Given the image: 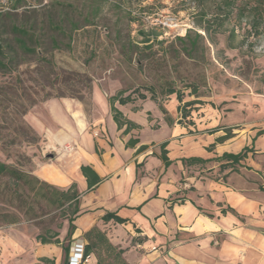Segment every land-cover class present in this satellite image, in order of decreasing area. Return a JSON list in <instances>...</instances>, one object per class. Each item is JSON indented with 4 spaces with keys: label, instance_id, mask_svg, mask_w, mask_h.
<instances>
[{
    "label": "crops",
    "instance_id": "0c3cea01",
    "mask_svg": "<svg viewBox=\"0 0 264 264\" xmlns=\"http://www.w3.org/2000/svg\"><path fill=\"white\" fill-rule=\"evenodd\" d=\"M108 96L94 87L90 114L80 100L62 97L36 105L25 117L43 138L42 152H49L48 160L33 158L35 175L60 189L76 183L80 192L83 213L75 220L74 237L100 227L125 249L127 264H264V133L258 134L264 106L254 120L234 115L237 110L202 107L187 123L175 94L163 104L168 121L155 101L136 111L116 103L139 126L124 134ZM229 128L232 136L217 142ZM165 142L169 166L161 158ZM142 145L147 148L139 150ZM246 147L243 160L224 168L227 160L181 162ZM83 165L100 177L91 188ZM108 211L129 221L105 222ZM89 262L97 264L96 257Z\"/></svg>",
    "mask_w": 264,
    "mask_h": 264
},
{
    "label": "rangeland",
    "instance_id": "374dc122",
    "mask_svg": "<svg viewBox=\"0 0 264 264\" xmlns=\"http://www.w3.org/2000/svg\"><path fill=\"white\" fill-rule=\"evenodd\" d=\"M196 9L191 0H0V35L7 36L13 24L35 25L41 36L38 51L54 63L51 67L38 55H21L17 68L0 71V160L35 174L33 158L41 154L42 160L49 159V152H42L40 134V140L26 142L19 129L48 93L51 98L63 92L67 98L81 93L84 101H80L90 114L94 87L108 95L126 89V94L145 92L150 97L147 89L153 85L164 104L169 97L161 89L173 83L184 92V101H201L187 108L190 115L182 116L187 123L202 107L237 110L236 116L256 119L264 106V27L242 49L230 48L225 32L218 36L217 45L199 47L191 59L175 37L185 36L178 33L186 26L194 28ZM238 33L235 45L245 33L244 23ZM145 37L151 41L144 42ZM244 60L252 61L250 73ZM75 74L85 81H78ZM191 84L198 87L196 94ZM126 107L129 111L135 106ZM44 192L47 196L34 203L39 216L32 217L25 214L24 197H17L21 190L7 179L0 181V264H43L42 257L64 264L62 247L74 248V235L67 238L73 208L57 206L51 201L55 194L50 189ZM15 214L17 220L11 222ZM41 236L50 241L59 238L60 243H43Z\"/></svg>",
    "mask_w": 264,
    "mask_h": 264
},
{
    "label": "trees",
    "instance_id": "16d2710c",
    "mask_svg": "<svg viewBox=\"0 0 264 264\" xmlns=\"http://www.w3.org/2000/svg\"><path fill=\"white\" fill-rule=\"evenodd\" d=\"M195 3L196 11L194 12L195 21L194 28L187 30L185 36H176L175 39L181 43V49L189 58H194L195 52L200 48H205L207 43L217 45L218 36L228 32V46L230 48H240L242 49L243 44H245L250 36L259 35L261 33V28L264 27V0H191ZM19 2V1H18ZM2 14H0V18ZM230 24L229 28H226V24ZM245 24V33L241 36V41L238 45H235V41L239 35V28L243 27ZM10 33L7 36L0 35V71L9 72L13 68H17L19 61L17 58L21 55H30L35 54L41 58V61L48 65L54 66V63L51 59L41 56L40 48L41 45V36L40 32H37L35 25H19L13 24L10 28ZM143 34H145L143 32ZM146 35V34H145ZM144 42L151 41L150 37H145ZM54 46L58 47V42L56 39H53ZM245 67L247 72L250 73L252 67V61L244 60ZM245 78H248L245 73H242ZM78 81H85L79 74H75ZM67 77H70L68 73ZM69 80V78H68ZM66 80V82L68 81ZM262 81L264 82V73L262 74ZM89 88L91 84L86 83ZM192 88V92L196 94L198 87L191 84L189 86ZM166 88V89H165ZM151 92V96L148 97L145 92L138 93L135 96L136 92L127 93L126 89H120L115 94L108 96V101L110 104L111 113L115 122L118 125L119 129H124V134H128L132 128H139V126L133 123L128 119L123 111H121L116 103L121 105L131 104L135 106L133 110H139L142 107V104L151 100L158 103L159 107L166 114L167 121L170 120V117L167 115V110L164 108V105L161 101L158 100V93L156 86L151 85L148 89ZM37 94V93H36ZM161 94L167 95L168 97L172 94L176 95L178 101V109L181 111L182 116L188 117L190 111H187V108H191L197 103H201L199 99H193L190 101H184V92L180 89H176L173 86V83H169L166 87L161 89ZM67 96L65 92L56 95L53 98H61ZM70 97H76L81 101H84V97L81 93L79 95L74 93L69 95ZM52 99L50 93L44 97L43 101ZM41 100V101H42ZM36 101L30 103V105L24 109L23 115H26ZM19 129L23 131V136H25L24 141L26 142H36L40 140V136L33 129V127L23 121ZM264 133V129L258 131V134ZM232 136V131L229 129L225 135L217 138V142H222L227 138ZM12 143L16 142V139H12ZM138 139L133 140V144L137 143ZM167 143L165 142L161 147V158L165 162L166 166H169L172 161L167 157L166 147ZM214 146V144L212 145ZM146 145H142L139 150L146 149ZM249 149L246 147L239 153H224L220 157L213 159H204L201 157H185L181 159V162L186 165L194 164H206L212 160L214 161H228L229 163H221V167L224 168L228 164L235 165L243 160L247 156ZM84 176L88 181L89 188L93 187L100 181V177L97 172L90 166L83 165L81 167ZM7 179L9 183H12L16 186L17 190H21V194L18 195V198L23 199V208L25 209V214L28 216L36 217L39 214L35 210L36 202H39L41 197L47 196L44 192V189H50L55 196L51 199L53 203L57 206L68 205L73 208V215L69 218V227L67 231V238L71 239L76 230L75 220L76 218L83 213V210L80 208V192L77 190L76 183H73L67 189H60L44 180H41L33 172L27 171L0 160V181ZM19 194V193H18ZM15 218L11 222L17 220L18 215H14ZM103 221L108 222L114 220L119 224H125L129 220L119 216L116 212H106L103 217ZM58 236V234H56ZM79 238V237H77ZM74 238V242L77 239ZM80 238H83L85 241L84 250H83V260L80 264H86L85 260L91 258L92 255L96 257L97 264H127L124 259L125 249L119 248L114 245L106 232L98 226H93L88 231L84 232ZM43 243H60L59 238L55 241H50L44 236L40 237ZM65 253L64 264H70L71 256L73 249L70 248V245H64L62 247ZM43 264H55V259L49 257L41 258Z\"/></svg>",
    "mask_w": 264,
    "mask_h": 264
},
{
    "label": "built area",
    "instance_id": "2783aa9c",
    "mask_svg": "<svg viewBox=\"0 0 264 264\" xmlns=\"http://www.w3.org/2000/svg\"><path fill=\"white\" fill-rule=\"evenodd\" d=\"M188 28H189L188 26L184 27V29L181 31V33H178V34L179 35H185ZM84 245H85V241L83 238L79 237L75 240L70 264H80L82 262ZM88 261H89V258H87L85 260V262H88Z\"/></svg>",
    "mask_w": 264,
    "mask_h": 264
}]
</instances>
